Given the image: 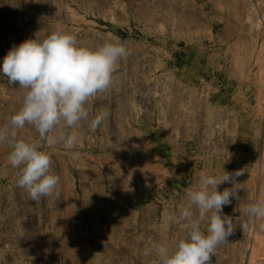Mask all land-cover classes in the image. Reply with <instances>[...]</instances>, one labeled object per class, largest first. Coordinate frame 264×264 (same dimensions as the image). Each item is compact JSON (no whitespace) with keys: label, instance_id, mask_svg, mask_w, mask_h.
Listing matches in <instances>:
<instances>
[{"label":"rangeland","instance_id":"obj_1","mask_svg":"<svg viewBox=\"0 0 264 264\" xmlns=\"http://www.w3.org/2000/svg\"><path fill=\"white\" fill-rule=\"evenodd\" d=\"M58 28L131 54L89 101L105 114L97 131L75 129L71 150L42 145L59 196L32 201L0 145V264H156L143 249L186 234L184 188L224 171L242 172L240 199L223 209L235 231L210 264H264V231L243 212L264 198V0H0V68L12 47ZM18 87L0 72V127L22 104Z\"/></svg>","mask_w":264,"mask_h":264},{"label":"clouds","instance_id":"obj_2","mask_svg":"<svg viewBox=\"0 0 264 264\" xmlns=\"http://www.w3.org/2000/svg\"><path fill=\"white\" fill-rule=\"evenodd\" d=\"M130 54L124 44L115 41L84 46L74 34L59 28L43 37L37 33L8 51L0 72L24 92L19 109L0 127V145L11 148L7 159L18 169L17 186L26 190L32 201L59 196L61 177L42 145L62 144L71 150L80 142L75 129L87 125L90 131H97L105 114L93 115L89 101L111 86L119 61ZM26 126L35 130V138H18L19 130ZM78 156L73 153V158ZM241 174L201 173L195 185L184 188L188 203L180 209L179 219L185 222L186 234L172 249L152 242L142 254L155 253L156 264H210L217 248L228 243L235 231L232 218L223 209L233 199H240L236 178ZM225 183L233 187L218 191ZM243 212L264 231V198L255 199ZM175 219L168 216L170 222Z\"/></svg>","mask_w":264,"mask_h":264},{"label":"built area","instance_id":"obj_3","mask_svg":"<svg viewBox=\"0 0 264 264\" xmlns=\"http://www.w3.org/2000/svg\"><path fill=\"white\" fill-rule=\"evenodd\" d=\"M223 124L221 119H219L215 124H214V130L218 135H226V131L223 129Z\"/></svg>","mask_w":264,"mask_h":264}]
</instances>
